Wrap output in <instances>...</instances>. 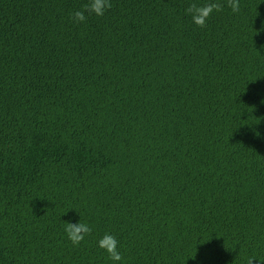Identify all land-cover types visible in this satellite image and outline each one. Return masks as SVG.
Returning <instances> with one entry per match:
<instances>
[{"label":"trees","instance_id":"trees-1","mask_svg":"<svg viewBox=\"0 0 264 264\" xmlns=\"http://www.w3.org/2000/svg\"><path fill=\"white\" fill-rule=\"evenodd\" d=\"M193 2L0 0V264H264V0Z\"/></svg>","mask_w":264,"mask_h":264},{"label":"clouds","instance_id":"clouds-1","mask_svg":"<svg viewBox=\"0 0 264 264\" xmlns=\"http://www.w3.org/2000/svg\"><path fill=\"white\" fill-rule=\"evenodd\" d=\"M227 6L231 8L233 13L240 11L239 0H227ZM112 8V0H88V3L83 5V8L72 13V18L76 23L86 21L88 15L103 16L105 12ZM223 10V5L214 0L199 5L195 2L190 3L186 8V12L191 15L192 21L198 27H205L208 19L214 11L219 12ZM65 232L68 239L74 246H78L85 236L92 233V227L84 222H72L68 220L65 225ZM98 246L108 253L109 259L112 261H121L123 259L120 249L118 247L119 241L111 233H105L99 240ZM254 258H249L248 264H253Z\"/></svg>","mask_w":264,"mask_h":264}]
</instances>
